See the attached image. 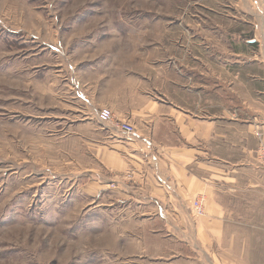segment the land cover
I'll return each instance as SVG.
<instances>
[{
  "label": "crops",
  "instance_id": "obj_1",
  "mask_svg": "<svg viewBox=\"0 0 264 264\" xmlns=\"http://www.w3.org/2000/svg\"><path fill=\"white\" fill-rule=\"evenodd\" d=\"M231 2L193 0L117 28L104 21L97 39L66 43L81 109L57 118L97 163L77 177L98 215L112 214L139 256L164 264H239L228 259L238 235H264V2ZM101 107L134 135L100 122Z\"/></svg>",
  "mask_w": 264,
  "mask_h": 264
},
{
  "label": "rangeland",
  "instance_id": "obj_2",
  "mask_svg": "<svg viewBox=\"0 0 264 264\" xmlns=\"http://www.w3.org/2000/svg\"><path fill=\"white\" fill-rule=\"evenodd\" d=\"M187 2L0 0V264L171 263L139 256L114 216L98 215L77 177L83 165L97 166L95 155L81 153V140L65 134L70 123L57 117L81 109L70 94L66 43L97 39L104 21L117 28L118 20L171 17ZM263 146L260 138L264 165ZM260 236L238 235L228 259L264 264Z\"/></svg>",
  "mask_w": 264,
  "mask_h": 264
},
{
  "label": "built area",
  "instance_id": "obj_3",
  "mask_svg": "<svg viewBox=\"0 0 264 264\" xmlns=\"http://www.w3.org/2000/svg\"><path fill=\"white\" fill-rule=\"evenodd\" d=\"M97 118L102 123H112L119 131L127 138L134 135L135 128L131 121L127 119H116L112 110L109 107H102L97 112ZM259 155L264 161V146L260 149ZM191 212L195 217H200L204 214V196L199 195L190 202Z\"/></svg>",
  "mask_w": 264,
  "mask_h": 264
}]
</instances>
